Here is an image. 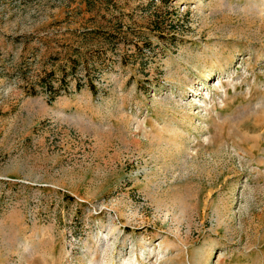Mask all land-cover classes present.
<instances>
[{
	"label": "rangeland",
	"instance_id": "obj_1",
	"mask_svg": "<svg viewBox=\"0 0 264 264\" xmlns=\"http://www.w3.org/2000/svg\"><path fill=\"white\" fill-rule=\"evenodd\" d=\"M0 264H264V0H0Z\"/></svg>",
	"mask_w": 264,
	"mask_h": 264
},
{
	"label": "trees",
	"instance_id": "obj_2",
	"mask_svg": "<svg viewBox=\"0 0 264 264\" xmlns=\"http://www.w3.org/2000/svg\"><path fill=\"white\" fill-rule=\"evenodd\" d=\"M103 1V0H102ZM105 29H107V28H105V26H104V24H99V25H97V26H94V27H91V28H87V29H85V34L86 35H88L89 33H92V34H94L95 35V37H104V33H106V32H104V31H106ZM115 43V42H114ZM93 85V84H92ZM91 85V88L92 89H94V86H92ZM57 93H54L53 94V97L56 95Z\"/></svg>",
	"mask_w": 264,
	"mask_h": 264
}]
</instances>
